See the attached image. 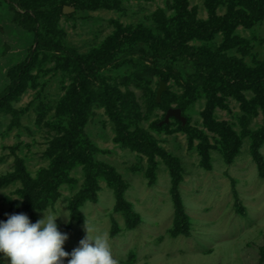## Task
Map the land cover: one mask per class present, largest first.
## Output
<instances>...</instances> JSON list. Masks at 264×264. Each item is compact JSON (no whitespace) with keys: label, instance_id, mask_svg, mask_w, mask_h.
Wrapping results in <instances>:
<instances>
[{"label":"rangeland","instance_id":"obj_1","mask_svg":"<svg viewBox=\"0 0 264 264\" xmlns=\"http://www.w3.org/2000/svg\"><path fill=\"white\" fill-rule=\"evenodd\" d=\"M14 76L0 218L59 216L69 253L86 218L120 264H264V0H0Z\"/></svg>","mask_w":264,"mask_h":264},{"label":"clouds","instance_id":"obj_2","mask_svg":"<svg viewBox=\"0 0 264 264\" xmlns=\"http://www.w3.org/2000/svg\"><path fill=\"white\" fill-rule=\"evenodd\" d=\"M59 216L45 214L32 223L25 213H15L0 221V253L10 264H120L113 257L108 232H97L84 220L86 235L71 253L64 250L68 240L59 230Z\"/></svg>","mask_w":264,"mask_h":264},{"label":"trees","instance_id":"obj_3","mask_svg":"<svg viewBox=\"0 0 264 264\" xmlns=\"http://www.w3.org/2000/svg\"><path fill=\"white\" fill-rule=\"evenodd\" d=\"M30 55H32V53L30 54ZM11 84H10V86H9V88H8V90H7V92H5V94H3L2 96H0V110L1 109H3L4 107H5V105H7L8 103H9V100H10V98H9V96L11 95L10 93L12 92V91H14L15 89H17V77H13L12 79H11ZM191 90H195L196 89V87L195 88H190ZM197 92H199L200 93V90L198 89L197 90ZM118 101V100H117ZM117 101L115 102H113V106H115L116 107V109H117V107L119 106H117ZM112 103V102H111ZM120 108L121 107H123V104H120V106H119ZM115 109V110H116ZM260 165H261V171L262 172H264V164H262L261 162H260ZM26 180H28V177L27 176H25L24 177ZM175 203H176V209H177V212H178V214H179V212H180V210H181V205H180V201H179V199H178V197H175ZM2 221H6L7 220V218H0ZM262 259H264V256H262Z\"/></svg>","mask_w":264,"mask_h":264},{"label":"water","instance_id":"obj_4","mask_svg":"<svg viewBox=\"0 0 264 264\" xmlns=\"http://www.w3.org/2000/svg\"><path fill=\"white\" fill-rule=\"evenodd\" d=\"M63 12L64 13H67L68 11H67L66 8H64V11ZM165 86H166V84L164 82H161L160 83V86H159V89H158V92H157V99H159L161 97L163 91L165 90ZM171 117H174V118H176L178 120H182L180 110H178V109H169L167 111V113H166L165 121L164 122L165 123H168V121H169V119Z\"/></svg>","mask_w":264,"mask_h":264}]
</instances>
